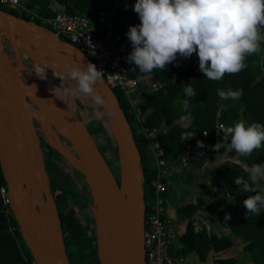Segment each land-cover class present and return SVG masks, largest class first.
Returning <instances> with one entry per match:
<instances>
[{
    "label": "trees",
    "instance_id": "16d2710c",
    "mask_svg": "<svg viewBox=\"0 0 264 264\" xmlns=\"http://www.w3.org/2000/svg\"><path fill=\"white\" fill-rule=\"evenodd\" d=\"M25 1V12L8 10L0 6L7 14L17 16L26 22L44 26L42 19H51L58 13L51 5L53 0H21ZM64 8L62 12L69 15H83L88 17L95 27L103 26L102 16L111 14L113 23L118 32L123 35V44L128 47V54L132 52V45L126 33L130 26L140 23L138 14L133 7H117L116 3L136 0H54ZM20 13L22 15H20ZM32 14H36L35 17ZM46 27V26H44ZM63 41L70 43L63 38ZM257 55V54H256ZM256 55L248 57V67L236 75H225L220 81H211L205 78L199 70V59L194 53L190 58H177L165 70H154L151 74L141 73L134 64H128L130 78L137 80L139 86L146 92L138 101L142 111L145 127L149 131L157 130L155 151L163 150L160 163H173L187 166L189 162L182 161L186 152L199 155L203 164L209 157L222 154L224 149L215 151L213 146L223 142L218 136L219 125L234 126L239 121H245L246 126L253 123L264 125V66L255 65ZM179 65V66H176ZM189 84L196 92L193 98L184 96L183 86ZM154 86H156L154 88ZM217 89L241 90L238 99H221ZM122 110L124 111L142 157L145 193L154 194L153 182L158 175L157 160L153 150L148 146L147 136L139 130L137 119L130 114V104L127 97L119 90L114 91ZM187 99L190 107L185 112L180 101ZM151 110L148 113V110ZM147 113V114H146ZM190 113L192 122L185 127L179 122L180 117ZM185 133H193L190 139H182ZM208 137L205 138L204 134ZM198 142L204 144L198 147ZM235 157L236 153L228 152ZM242 163L226 160L212 169L206 168L201 178L210 179L211 189L215 197L220 194L229 195L227 204L222 210L221 222L236 237L244 243L243 251L235 249L236 242L231 236H219L208 233L189 222L186 231L176 239V246H172V253L179 258L187 259L195 256L201 262H207L212 253L227 252L228 256H218L213 264H264V210L260 215L247 216L243 201L249 195L256 193L242 192L233 182L237 177L247 179L245 169L253 164H264V144L255 150L251 156H241ZM0 166V187L7 186ZM165 181V180H164ZM264 191L258 184L255 185ZM164 206L167 209L169 193H162ZM205 205L203 197L198 198L197 204H190L179 208L178 213L182 220L194 218L198 210ZM60 231L67 249L70 264H90V260L99 257V250L95 249L91 238L86 236L77 214L58 208ZM27 241L21 234L9 204H5L0 194V264H34V257L27 246ZM232 251V252H231ZM243 260V261H242Z\"/></svg>",
    "mask_w": 264,
    "mask_h": 264
},
{
    "label": "water",
    "instance_id": "95a60500",
    "mask_svg": "<svg viewBox=\"0 0 264 264\" xmlns=\"http://www.w3.org/2000/svg\"><path fill=\"white\" fill-rule=\"evenodd\" d=\"M0 25L13 44L18 41L14 38L15 34L24 38L34 36L52 49L68 54L82 67L91 63L82 51L63 41L47 27L26 22L1 9ZM0 55H3L2 52ZM95 88L96 94L103 99L120 154L125 158L136 219L126 205L120 184L107 160L89 134L44 89L23 84L7 60L6 63L0 61V166L7 184L10 208L35 264H70L60 231L58 207L47 183L35 120L70 140L86 164L84 169L92 192L96 193L94 199L104 223L107 246H121L123 259L120 264H145V189L141 153L114 91L104 79ZM28 101L37 109L29 106ZM21 144L22 149L18 148ZM112 207L123 234L116 228Z\"/></svg>",
    "mask_w": 264,
    "mask_h": 264
},
{
    "label": "clouds",
    "instance_id": "9594fccd",
    "mask_svg": "<svg viewBox=\"0 0 264 264\" xmlns=\"http://www.w3.org/2000/svg\"><path fill=\"white\" fill-rule=\"evenodd\" d=\"M133 11L140 23L130 26L126 33L132 45L127 59L144 74L156 69L163 71L178 56L187 59L195 53L205 78L220 81L226 74H239L248 67V57L264 51V0H136ZM66 71L77 82L80 93L92 97L97 104L103 103L95 86L103 82L104 73L94 64L84 67L74 64ZM183 92L189 99L196 96L189 84L183 86ZM217 95L221 99H238L242 91L217 89ZM180 104L187 112L188 100L183 99ZM179 122L189 126L191 114L181 116ZM218 127L223 142L213 146L217 152L224 149L239 156H251L264 144L262 124L246 126L241 120L234 126ZM192 136L193 133H185L181 138ZM198 147L203 148L204 144L198 142ZM245 171L247 179L237 177L233 182L242 192L256 193L249 195L243 205L247 216H258L264 210V191L255 185L264 181V164H253Z\"/></svg>",
    "mask_w": 264,
    "mask_h": 264
},
{
    "label": "rangeland",
    "instance_id": "374dc122",
    "mask_svg": "<svg viewBox=\"0 0 264 264\" xmlns=\"http://www.w3.org/2000/svg\"><path fill=\"white\" fill-rule=\"evenodd\" d=\"M121 3H123L122 7L126 8L134 6L130 1ZM25 4V1H21L22 7H26ZM20 15L22 14L20 13ZM110 15L105 14V16H102V23H106ZM44 26L48 28L47 23H44ZM58 36L63 40L64 36ZM14 38L18 40L15 44L9 41L3 27L0 25V52L4 55H1L3 58L1 60L5 63L7 60V63L15 69L23 84L30 86L37 84L42 87L50 97L57 101L67 112L71 113L72 118L93 139L122 188L124 182L123 171H125L121 159L122 154H120L116 133L113 130L105 107L97 104L92 97L80 93L77 82L72 80L69 75L59 72L56 67L60 63H65L67 59H70L73 63H78L68 54L58 52L52 48L54 57L44 53L41 54L44 42L37 37L26 36L24 38L15 34ZM23 43H26V46ZM262 49H264V45H262ZM33 54H39L41 57H34ZM256 56L254 64L258 67H263L264 51ZM134 98L135 100L139 99V95L136 94ZM28 104L37 109L31 101H28ZM137 124L139 130L143 132L139 122ZM34 127L40 138L46 166L47 183L52 191L54 202L58 208L65 209V211L73 210L77 214L84 227L86 236L91 238L95 249L99 250V257L93 258L89 262L90 264H101L100 214H98L97 204L94 199L96 193L93 194L84 169L86 167L84 161L75 146L66 137L54 132L49 127L46 128L38 120L34 121ZM153 139L152 136L148 139V146L151 150L150 142H153ZM237 156L239 155L236 154L235 158ZM237 159L242 163L241 156L237 157ZM157 167L158 175L153 182V186L155 187L158 182H161L168 190L167 182L163 176V166L157 163ZM142 180L143 182L145 181L144 177H142ZM261 187L263 188L264 186L262 185ZM209 197V199H206L210 200V202L218 198L214 196V193H211ZM206 199L203 197L205 204ZM228 199L227 195V202ZM227 202H223L224 206ZM240 245L242 244H238L237 247H241ZM186 260L188 262H196L193 255Z\"/></svg>",
    "mask_w": 264,
    "mask_h": 264
},
{
    "label": "built area",
    "instance_id": "2783aa9c",
    "mask_svg": "<svg viewBox=\"0 0 264 264\" xmlns=\"http://www.w3.org/2000/svg\"><path fill=\"white\" fill-rule=\"evenodd\" d=\"M0 6L17 12L27 11L26 7H22L21 0H0ZM116 6L122 7L123 3H116ZM32 15L37 17L36 14ZM42 20L47 23L51 32L64 36L70 41V44L85 54L89 61L104 73L103 79L113 91L119 90L124 93L130 104V114L136 117L148 139L152 133H158L157 130L149 131L145 127V120L138 107V100L144 96L146 90L139 86L137 80L129 76L127 59L129 54L123 44V35L114 26L112 15L101 27H95L86 16L69 15L65 12H60L51 19ZM136 94L139 95L137 100L134 98ZM217 133L223 141V133L220 132L219 127ZM204 137H208L207 133L204 134ZM150 146L157 163L161 165L159 158L164 151H155L156 147L153 142H150ZM165 191H167L166 186L158 182L155 185V193H146L145 196V264H196L176 257L172 253L173 243L167 222L165 203L161 196ZM0 194L5 204H9L7 186L0 187Z\"/></svg>",
    "mask_w": 264,
    "mask_h": 264
},
{
    "label": "crops",
    "instance_id": "0c3cea01",
    "mask_svg": "<svg viewBox=\"0 0 264 264\" xmlns=\"http://www.w3.org/2000/svg\"><path fill=\"white\" fill-rule=\"evenodd\" d=\"M52 9L60 13L64 10L56 1H52ZM154 146L156 147L157 133H152ZM202 143V142H200ZM229 151L223 150L222 154L215 155V157H209L205 163L201 162L199 155L186 152L182 156L183 161L189 162L187 166L179 164L164 165L163 176L168 185L169 201L166 209L167 222L169 224V231L171 233L172 246H176V239L181 236L185 231L187 224L193 222L197 227V232L201 229L206 230L208 233H214L219 236H231L236 242L235 249L239 252L243 251L244 243L236 240V237L231 234V231L226 228L221 222V212L225 207L223 202H227V195L220 194L218 198L213 199L211 202L208 200L211 193H214L211 189L210 179L206 180L201 178L206 168L212 169L220 164H223L226 160L232 159L235 162L240 163L239 159L230 156ZM258 185L264 186V181H260ZM262 188V187H261ZM264 190V187L262 188ZM203 196L206 199V204L203 208L198 210L194 218L182 220L179 216V208L197 204L198 198ZM226 204V203H225ZM238 244L241 247H237ZM232 252V251H231ZM227 252L212 253L207 262L199 261L195 256L196 264H213V260L218 256L226 257ZM243 261V260H242Z\"/></svg>",
    "mask_w": 264,
    "mask_h": 264
},
{
    "label": "bare ground",
    "instance_id": "6f19581e",
    "mask_svg": "<svg viewBox=\"0 0 264 264\" xmlns=\"http://www.w3.org/2000/svg\"><path fill=\"white\" fill-rule=\"evenodd\" d=\"M23 44H25L24 46H26V43H23ZM43 47L44 48H43L41 54L44 53V54H47L50 57H54L53 51H52L50 46H48L46 43H44ZM33 56L37 57V58L41 57V55H39V54H33ZM1 59H3V58L0 55V61L3 62ZM3 63H5V62H3ZM74 64H76V63H73L70 59H67L65 61V63H60L56 67H57L59 72H61L64 75H68V73L66 71V68L71 67ZM34 87L43 89L42 87L38 86L37 84H35ZM101 105L105 107L104 103H102ZM68 113L71 115L70 112H68ZM71 117H72V115H71ZM121 159H122V164H123L124 170H125V158H124L123 155H122ZM85 166H86V164H85ZM123 172H124V182H123L122 188L121 187L120 188L122 190L126 205H127L129 211L132 214V217L134 219H136V210H135V205H134L133 193H132V190H131L130 183L128 181V176H127L126 170L123 171ZM111 212H112V216L114 217V221L116 223V228H117L118 232L120 234H123V230H122L121 224L119 222V219H118V216L116 214V211H115V209H113V207L111 208ZM99 220H100V225H101L100 229H101V238H102V240H101L102 241L101 242V262H102V264H120L122 259H123V252L120 249L121 246H120V244H117V246H118L117 248H113V247H108L107 246L105 228H104V223L102 221L101 213H100ZM121 245H122V243H121Z\"/></svg>",
    "mask_w": 264,
    "mask_h": 264
}]
</instances>
